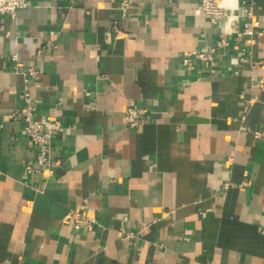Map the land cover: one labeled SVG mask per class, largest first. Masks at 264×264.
Returning <instances> with one entry per match:
<instances>
[{"label": "crops", "instance_id": "1", "mask_svg": "<svg viewBox=\"0 0 264 264\" xmlns=\"http://www.w3.org/2000/svg\"><path fill=\"white\" fill-rule=\"evenodd\" d=\"M25 1L0 15V264H264V0L214 73L182 64L223 25L199 0ZM24 92L63 126L50 175L24 171Z\"/></svg>", "mask_w": 264, "mask_h": 264}, {"label": "built area", "instance_id": "2", "mask_svg": "<svg viewBox=\"0 0 264 264\" xmlns=\"http://www.w3.org/2000/svg\"><path fill=\"white\" fill-rule=\"evenodd\" d=\"M235 11L229 3L222 0H199L194 10L195 15H199L207 20L209 24L217 25L220 20L223 21L219 38L216 45L209 47L206 51L192 50L182 57V64L189 70L194 69V61H201L209 68L210 73L215 72V55L217 49L228 44L226 37L234 36L237 41L243 35H253V4L251 0H235ZM240 5V8H238ZM27 6L25 0H0V15H7L14 19L18 9ZM125 4H122L123 8ZM113 30L117 32L114 26ZM253 43L254 40L250 39ZM243 50V49H242ZM240 60H245L243 52H240ZM12 69L24 79L34 76L37 71L34 66L24 69L22 63L18 61L16 55H11ZM250 61V60H249ZM264 65V59L261 60ZM24 107L13 111L12 121L22 123V130L26 137V146L31 151L30 158L26 161L24 171L27 174L46 173L50 175L51 167L55 162L51 159V145L53 135L63 129L59 119L51 115H40L36 113V101L24 92L21 94ZM137 109L133 104H128L123 110V119L130 125H137ZM259 133H256V137ZM67 221L75 228H89L97 224L96 216L91 211H86L81 206L76 205L68 209L66 215Z\"/></svg>", "mask_w": 264, "mask_h": 264}, {"label": "bare ground", "instance_id": "3", "mask_svg": "<svg viewBox=\"0 0 264 264\" xmlns=\"http://www.w3.org/2000/svg\"><path fill=\"white\" fill-rule=\"evenodd\" d=\"M222 1L229 3L232 9L235 11V0H222Z\"/></svg>", "mask_w": 264, "mask_h": 264}]
</instances>
